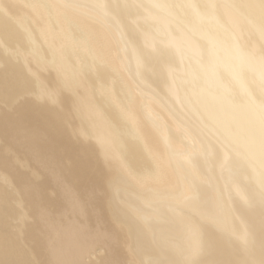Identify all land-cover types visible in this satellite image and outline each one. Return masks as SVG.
<instances>
[{
	"label": "bare ground",
	"instance_id": "1",
	"mask_svg": "<svg viewBox=\"0 0 264 264\" xmlns=\"http://www.w3.org/2000/svg\"><path fill=\"white\" fill-rule=\"evenodd\" d=\"M0 264H264L260 0H0Z\"/></svg>",
	"mask_w": 264,
	"mask_h": 264
},
{
	"label": "snow or ice",
	"instance_id": "2",
	"mask_svg": "<svg viewBox=\"0 0 264 264\" xmlns=\"http://www.w3.org/2000/svg\"><path fill=\"white\" fill-rule=\"evenodd\" d=\"M260 6L262 9H264V0H260Z\"/></svg>",
	"mask_w": 264,
	"mask_h": 264
}]
</instances>
